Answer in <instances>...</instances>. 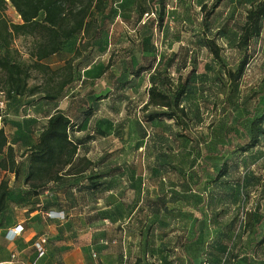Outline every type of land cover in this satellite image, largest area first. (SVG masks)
Instances as JSON below:
<instances>
[{
    "label": "rangeland",
    "instance_id": "374dc122",
    "mask_svg": "<svg viewBox=\"0 0 264 264\" xmlns=\"http://www.w3.org/2000/svg\"><path fill=\"white\" fill-rule=\"evenodd\" d=\"M152 1L106 0L103 12L95 14V39L74 37L42 61L48 70L32 68L29 86L38 93L17 99L25 107L20 119H9L22 122L42 115V108L33 105L46 92L58 91L70 64L73 82L49 104L79 126L72 131V138L83 142L79 154L98 165L95 173L106 175L105 192L96 198L100 201L87 209L73 208L71 214H106L112 234L118 226L121 247H126L125 264H202L206 259L211 264H264V137L245 154L219 149L238 142L228 136H243L239 124L248 129L251 112H264V97L257 106L252 99L264 92V21L243 77L231 86L226 75L242 59L239 35L257 0L221 1L209 26L203 20L217 0H166L163 27L146 42L154 52L146 55L156 56V67L168 66L174 82L188 79L182 105L189 119L182 125L167 119L147 121L148 112H161L153 107L144 111L151 72L139 78L129 73L140 61L144 23L158 17L159 7L153 8ZM143 10L148 14L139 22ZM5 14L21 23L12 6ZM206 37L220 46L221 60L204 46ZM34 39H14L13 57L21 65L34 62ZM8 110L7 103L0 109L5 117L0 127ZM222 167L227 173L218 178ZM90 175L76 181L85 178L86 183ZM51 198L64 203L61 197ZM67 201L72 202L68 196Z\"/></svg>",
    "mask_w": 264,
    "mask_h": 264
},
{
    "label": "trees",
    "instance_id": "16d2710c",
    "mask_svg": "<svg viewBox=\"0 0 264 264\" xmlns=\"http://www.w3.org/2000/svg\"><path fill=\"white\" fill-rule=\"evenodd\" d=\"M106 0H0V94L6 103L8 100L23 96L35 97L37 90L29 86L31 69L39 68L43 71L49 68L42 61L62 51L66 42L74 37H90L95 39V31L98 29L96 13L105 9ZM216 3L207 11L204 18V26H209V18L215 13L220 2ZM166 0H153L152 7L158 6V17H150L142 29L147 32L141 37L140 61L129 68L133 78H139L144 73L151 72V86L147 90L148 100L144 111L149 108L161 109V112H148L147 121L153 122L159 119L174 121L182 125L189 119V115L182 105L184 97L189 93L188 79L181 78L174 82L170 76L169 67L159 65L156 67V56H147L146 53L154 52L146 47V42L151 41L155 29H162L166 10ZM12 6L21 18V23L11 22L5 11ZM207 10V6L202 8ZM146 10L139 15L142 21ZM264 0H257L247 11L246 21L241 28L238 40V48L243 53L236 70H228L226 75L231 86L237 84L243 77L250 62L249 50L252 43L258 39L263 31ZM17 36H31L35 39V49L31 54L35 59L30 65H21L13 57L11 45ZM204 46L210 51L216 60H221V48L214 39L204 38ZM66 78L60 82L58 91L46 92L43 101L50 103L56 101L65 88L73 82V68L67 64ZM264 92H256L252 99L254 105L260 103ZM2 100V99H1ZM2 112V111H1ZM3 118V114H1ZM90 113V111H89ZM252 119L249 128L245 129L241 124L239 128L243 136L231 133L228 139L234 138L238 142H231L227 146H219L220 153L245 154L257 148L264 137V112L256 116L251 112ZM30 121L26 124L29 125ZM79 126L75 125L70 116L58 109L48 118L47 124L41 132L38 142L33 144L23 155V162L27 164L25 185L28 187L27 194L38 196L51 183L64 185L68 188H86L92 191L104 190L105 174L95 173L97 167L87 157L79 156L81 140L72 138V131ZM0 169L15 175L19 179L21 162H17L15 149L9 144L8 136L3 127L0 128ZM226 167H222L218 178L227 173ZM94 172V173H93ZM92 173L88 178H77ZM217 178V180H218ZM79 183V184H76ZM11 189L8 180L0 183V218L6 207L7 197ZM260 222L264 223V215ZM204 262H209L207 259ZM203 262V263H204ZM202 263V264H203Z\"/></svg>",
    "mask_w": 264,
    "mask_h": 264
},
{
    "label": "crops",
    "instance_id": "0c3cea01",
    "mask_svg": "<svg viewBox=\"0 0 264 264\" xmlns=\"http://www.w3.org/2000/svg\"><path fill=\"white\" fill-rule=\"evenodd\" d=\"M17 99L7 101V119L1 126L5 129L9 144L15 149L17 162H21V175L16 180L13 173L0 169V183L8 180L11 189L0 218V264H125L126 247H121L118 226L112 234L110 226L113 223L105 218L106 214L103 216L100 213L97 218L86 212L83 218L71 214L73 208L92 207L100 201L96 199L99 192L105 190L92 191L80 189L79 186L68 188L51 183L38 196L27 195L28 187L24 182L27 164L23 162L22 155L38 142L49 116L59 108L45 101L34 104L33 108L41 107L43 114L31 117L28 120L30 126H26L28 121L9 119H20L19 113L25 107ZM79 156L91 160L88 155ZM96 166L95 171H99ZM102 180H106V177ZM53 196L61 197L60 201L64 203L53 200ZM67 196L72 202L68 203ZM89 196L93 197V202ZM80 224L81 228L76 227ZM18 226H22L23 230L12 239V231ZM43 240L44 254L40 256L38 244Z\"/></svg>",
    "mask_w": 264,
    "mask_h": 264
},
{
    "label": "built area",
    "instance_id": "2783aa9c",
    "mask_svg": "<svg viewBox=\"0 0 264 264\" xmlns=\"http://www.w3.org/2000/svg\"><path fill=\"white\" fill-rule=\"evenodd\" d=\"M2 95V94H0ZM3 96V95H2ZM5 100H0V109L3 110L4 108V104H5ZM0 119H2V116H0ZM23 230L22 226H18L16 229H14L13 232V236L12 239H14L17 235H19ZM43 243H45V240H43L41 243L38 244V250L40 252V256H42L44 254V249H43ZM203 264H209L208 262H204Z\"/></svg>",
    "mask_w": 264,
    "mask_h": 264
}]
</instances>
